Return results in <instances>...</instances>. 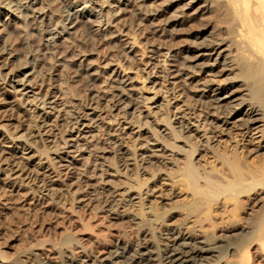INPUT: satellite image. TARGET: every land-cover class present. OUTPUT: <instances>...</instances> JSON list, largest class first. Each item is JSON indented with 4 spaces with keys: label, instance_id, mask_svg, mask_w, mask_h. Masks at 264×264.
Listing matches in <instances>:
<instances>
[{
    "label": "bare ground",
    "instance_id": "1",
    "mask_svg": "<svg viewBox=\"0 0 264 264\" xmlns=\"http://www.w3.org/2000/svg\"><path fill=\"white\" fill-rule=\"evenodd\" d=\"M159 12L149 11L145 0H0V186L19 193L22 201L32 200L35 207L50 208L68 222L77 218L81 207L92 212L100 207L113 220L137 224L140 236L98 255L86 250L80 242L83 237L44 244L47 252L34 247L8 256L0 250V264H264V0H169L161 13L167 14L163 42L191 20L201 24L190 34L194 39L179 51L164 48L169 66L164 77L172 78L174 91L183 70L224 75V84L213 90L209 80L199 79H193L196 90H187L202 106L222 114L217 118L206 113L201 124L204 129L208 124L209 131L182 117L172 120L167 113L158 118V110L170 100H163L161 84L150 77V64L125 31V22L127 15H133L139 31H152ZM98 30L122 51L128 49L132 60L142 62L141 81L114 60L104 71L107 95L96 89L103 68L97 65L93 47L82 51L76 45L90 46L89 36ZM12 35L19 38V46L10 44ZM74 47L77 51L70 53ZM56 65L74 67L89 100L82 108L73 103L70 112L51 119V110L59 105L57 93L66 83L51 74ZM44 75L49 83L39 90ZM137 88L141 95L135 93ZM106 106L111 116L105 140L114 148L116 163L101 157L95 140H88L92 127L105 124ZM151 118L163 131L149 127ZM59 121L65 122V129H58L64 134L48 152ZM258 122H263L258 141L246 140L240 151L234 147L227 153L211 145L217 132L225 131L223 126L233 123L232 129L249 132ZM130 134L135 142L132 150L123 144ZM212 149L219 167L197 166L194 158ZM159 165L176 167L164 198L171 206L161 214L169 213L171 220L176 216L174 202L182 194L175 185L187 193V200L180 203L184 211L179 223L159 222L161 214L142 215L143 208H152L142 203L149 201L147 196L159 181L150 187L140 181L128 183L131 175L147 166H152L154 179ZM65 198L72 203L65 205ZM221 201L220 217L210 219L211 207Z\"/></svg>",
    "mask_w": 264,
    "mask_h": 264
},
{
    "label": "rangeland",
    "instance_id": "2",
    "mask_svg": "<svg viewBox=\"0 0 264 264\" xmlns=\"http://www.w3.org/2000/svg\"><path fill=\"white\" fill-rule=\"evenodd\" d=\"M145 3L147 9L149 11H152L153 13L160 10V15L154 16L156 17V20L153 21L152 31L150 30L151 28L139 31L137 26H135L134 24L135 19L133 15H127L125 22V31H127L131 38L137 42L139 52H142L144 54L143 61H147V64H150L147 70L151 69L150 71H152V73L150 77H154L156 81L161 84L163 100H170L165 107L163 106L161 110H158V118L163 119L165 113H167L168 115H171L172 120L174 118L176 119L182 117L185 118L183 120L187 122L190 121V123L193 125H198L199 123L201 124L205 120V117H208L207 114L212 115V117L216 116L217 118H222V114L217 115L214 109H207V107L202 106L199 99H197V97L193 95V93H190L187 90L189 88H191L192 90H196L195 85L197 84L194 83L193 79H199L200 82L204 80H209L210 90H213L217 88L218 85L221 86L222 84H224V81H222L224 75L213 76L210 75L208 72L202 74L198 69H193L191 71L183 70L184 75L181 78V81L177 84L178 90L176 88L175 91L172 89V85L170 84V82H172V78L164 77V75L166 74L164 72V69L169 67L167 65V62L164 61L165 56L163 54H165L166 52L164 48L168 46L174 51H179L180 49L185 47L188 44V41H190V39H194L193 35L190 34H194L196 32V29L199 28V26L201 25L198 24L199 21L191 20L190 22H187L184 25L177 27V33L171 35L167 41L163 42L161 41L163 38V35L161 34H163L162 29L165 27L164 18L167 16V14L165 13L162 15L161 13L169 4V0H145ZM112 5L115 6L116 4ZM107 9L108 7H105L103 11L105 12ZM90 19L93 20L94 16H91ZM92 24L95 23L93 22ZM93 27L94 29H96V26ZM105 27L106 26H102V29L104 30ZM103 30L101 31V33H103ZM98 32L100 33V31L98 30L96 32L97 34H91V36H89L88 41L90 46L80 44L79 42L77 43L80 45H76L77 49H79L80 46L79 50L82 51H85L89 47H93V52H95L97 55V65L103 68L101 70L100 75H98L99 79L96 81L95 84L96 89L101 93L103 91L105 93L103 94L107 95L106 82L108 81L107 74L104 71L108 69V63H111L114 60L120 61L121 67L124 68L125 71H132L137 73V80L141 81V78L139 77L141 76L143 78L145 76V74H143V71L141 70L142 62L134 61V59L132 60L130 56L131 54L129 52H126L128 49L122 51L118 43H114V39H109L107 36L103 34L100 35ZM9 41L11 45L19 46V38H17L15 35H12ZM76 47H74V51L72 50L70 51V53H74L75 51H77ZM157 47L159 48L158 50H156ZM154 50H156L159 54L156 53V51ZM176 54L177 58L179 57L180 52H177ZM154 57H157L158 61H156ZM55 64H59V62H56ZM69 66L62 67L60 65H56L51 69V74H56L59 77L63 78L64 82H66L65 86H67V89L64 86L63 92L59 91L57 93V95H59L57 99L59 105L56 106L55 110H51V114L53 115L51 119L54 118V116L56 115H61L64 111L66 112L67 110L69 111L74 109V107H71V104L77 103V105H75L76 108H80L82 105H86L89 100L88 90H86V88L83 87L82 82L79 81L80 77L75 75L76 72L73 71L74 67H72V65ZM42 79L43 82L39 86V90L46 89L47 84L49 83L48 77H45V75L42 76ZM136 87H139V84H137ZM135 93L141 95L140 90L138 88L136 89ZM108 97L109 96L106 97L107 100ZM109 101L111 102L110 99ZM109 101H106V103L109 104ZM105 109L106 111L102 114V121L105 122V124H103V126L101 127H92L91 131L89 132L90 137L88 138V140L90 139L91 143H94L95 140L94 144L96 145V147L98 146L97 151H103L99 152V155L101 157H103L107 161L109 160L116 163V161H114L116 160V157L113 152L114 148H112V145L108 143L106 144L107 140H105L107 132L105 126L111 116L109 114V107L106 106ZM212 117L209 119H212ZM154 120L155 119H153V122L152 118L151 120H149L151 121L149 127L158 129V131L160 132L163 131V126L154 123ZM216 120L217 119H215L214 121L219 124L220 122ZM58 123L59 126H57V129H53L54 133H58L57 136L55 135L56 140L54 142L48 143L49 146L46 147L48 149V152L54 151V149L56 148L55 145L60 144V138H62V134H64L58 132L60 131L58 129L60 127V129H65V122L59 121ZM233 125V123H230L227 126H223V128H225V131H220V133L217 132V136L215 137L216 140L211 144L214 150L216 149L218 151H222L225 148L227 153H230V151L234 147H236L238 148V151H240L241 149H244L243 145L245 144L246 140L255 137L256 139L253 142L258 141V136L260 135L261 130L263 129V122H258L252 125V130L249 132L245 129H232ZM204 126L205 129L202 128L203 124H201L199 129H204V131L210 130L208 124ZM124 127H127V125H124ZM133 131L136 132L137 128H134ZM165 132H167V130H165ZM77 135L78 133L75 132L74 137H76ZM132 135L133 134H130L129 136L123 138V144L127 146L130 150H132V146L135 143L134 140L130 137ZM249 146L250 145H247L248 148ZM212 151L213 149L203 152L202 156H196L194 158L195 164L200 167H205V169H208L213 164H217V161L215 160V156ZM46 155L49 156V153H46ZM50 155L54 156V154ZM37 157L41 158L42 156L38 155ZM215 166L219 167V165ZM158 168L159 170L157 171L154 179H152L151 177L153 173L152 166H147L144 171L142 170L141 172H137L136 174L131 175L128 180V183L131 184L136 183L138 181L144 182L148 187L152 186L153 184L159 181V185L153 189L154 192L150 193V195L147 196V199L149 201H145L142 203V206L144 207H147L146 205L152 206L151 209L143 208L144 212L142 213V215L144 218L150 217L149 215L153 213L161 214L164 209H168L171 206L170 202H166L167 200H164V198H168L167 189L168 187L172 186L170 174L176 172V167L173 165H159ZM109 172L111 174H114L111 171ZM155 178L157 179L155 180ZM175 189L182 194L179 197L178 201L174 202V204H177V209L175 212L176 216L171 220V218L169 217V213H163L160 215L161 218L159 219V222H181V214L184 209H181L180 203H182L183 200L186 199L187 193L184 191V187L175 185ZM0 198V250L3 252V255L13 256L18 251H27L34 247L40 248V251L42 252H47V248L44 244L58 243L62 239L69 237H83L81 238L82 241L80 242L84 245L86 250H88L94 255H98L104 252L107 247L114 246L115 244L121 242H135L140 238L139 226L137 224H134V222L126 219L113 220L111 219V216H109L107 212L101 210L100 207V209L96 208V211L93 212L87 211L85 210V208L81 207L76 213L77 218H74V221L72 222H68L62 220L59 217V214L57 215V213L55 211L53 212V210H51L50 208H42L37 205L35 207L34 203L31 202L32 200L25 198L24 200L26 202L22 201V199L19 197V193H16L14 191L3 190L2 186H0ZM63 200L65 202V205L67 203L68 205L69 203H72L70 198H65ZM144 203L146 204L144 205ZM162 203H165V205H162ZM223 203L224 202L221 201V203L215 204L211 207L210 214L208 216L210 219H218L220 217L218 213L220 209H222V206L224 205ZM132 209H135V206L132 207Z\"/></svg>",
    "mask_w": 264,
    "mask_h": 264
}]
</instances>
